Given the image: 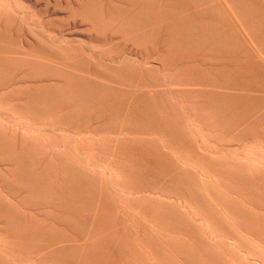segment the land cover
<instances>
[{"label": "rangeland", "instance_id": "obj_1", "mask_svg": "<svg viewBox=\"0 0 264 264\" xmlns=\"http://www.w3.org/2000/svg\"><path fill=\"white\" fill-rule=\"evenodd\" d=\"M0 264H264V0H0Z\"/></svg>", "mask_w": 264, "mask_h": 264}, {"label": "bare ground", "instance_id": "obj_2", "mask_svg": "<svg viewBox=\"0 0 264 264\" xmlns=\"http://www.w3.org/2000/svg\"><path fill=\"white\" fill-rule=\"evenodd\" d=\"M259 3V2H258ZM262 9V8H261ZM42 10V9H41ZM180 30V29H179ZM178 31V30H177ZM187 31V30H186ZM182 32H184V31H182ZM180 33V32H179ZM212 42V41H211ZM236 94V93H235Z\"/></svg>", "mask_w": 264, "mask_h": 264}]
</instances>
